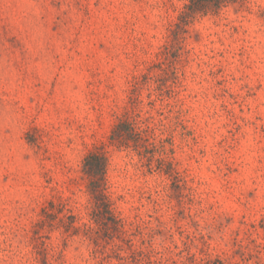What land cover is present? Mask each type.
I'll use <instances>...</instances> for the list:
<instances>
[{
    "label": "rangeland",
    "instance_id": "1",
    "mask_svg": "<svg viewBox=\"0 0 264 264\" xmlns=\"http://www.w3.org/2000/svg\"><path fill=\"white\" fill-rule=\"evenodd\" d=\"M188 2L0 0V264L120 261L67 217L96 151L131 264H264V0ZM127 113L155 147L112 142Z\"/></svg>",
    "mask_w": 264,
    "mask_h": 264
},
{
    "label": "trees",
    "instance_id": "2",
    "mask_svg": "<svg viewBox=\"0 0 264 264\" xmlns=\"http://www.w3.org/2000/svg\"><path fill=\"white\" fill-rule=\"evenodd\" d=\"M237 1L239 0H189L179 16L180 22L177 25L187 24L198 15L218 11ZM132 117L130 113L120 117L111 135L112 142L119 147L130 146L133 142L136 149L144 147L146 151L155 147V142L147 134L148 129L139 125V122H136ZM159 160L164 161L163 158H159ZM108 163L109 156L103 151L90 152L85 157L83 172L88 181L92 202L90 217L87 221H82L80 225H77L81 218L79 215L71 213L67 215L69 226L75 232L83 230L97 247L104 244L102 240L105 241V244H111V251L120 260L112 264H131V261H134L136 255L140 253V249L137 248L132 238L134 235L133 225L117 214L113 206V199L108 190ZM166 173L176 178L179 174L173 165ZM69 212L73 211L69 209ZM37 234L40 233L37 231ZM39 238H43V235H40ZM124 246L130 249L128 255L122 254V251L126 249ZM106 253L111 257L109 252ZM46 264H51V262L46 261Z\"/></svg>",
    "mask_w": 264,
    "mask_h": 264
}]
</instances>
